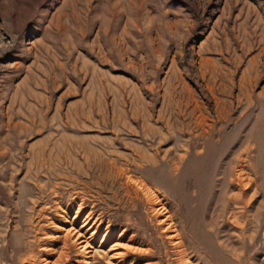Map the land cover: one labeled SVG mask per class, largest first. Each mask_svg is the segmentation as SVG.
I'll return each instance as SVG.
<instances>
[{
  "label": "rangeland",
  "instance_id": "374dc122",
  "mask_svg": "<svg viewBox=\"0 0 264 264\" xmlns=\"http://www.w3.org/2000/svg\"><path fill=\"white\" fill-rule=\"evenodd\" d=\"M160 206L189 264H264V0H0V264H80L76 212L180 264Z\"/></svg>",
  "mask_w": 264,
  "mask_h": 264
},
{
  "label": "bare ground",
  "instance_id": "6f19581e",
  "mask_svg": "<svg viewBox=\"0 0 264 264\" xmlns=\"http://www.w3.org/2000/svg\"><path fill=\"white\" fill-rule=\"evenodd\" d=\"M239 180L241 179H238V181ZM144 190L148 199L153 202V193L151 190ZM153 211L156 216H159L157 222L165 225L163 231L167 233L166 238L169 239L175 247L178 262H180V264H189L186 250L180 239V235L175 229L176 227H174L175 224L173 225L174 222H172V218L170 219L168 213L166 214L162 206L153 207ZM75 214L68 220L65 218L64 223H66V225L60 227V234L53 235V238H58L62 242L55 262L61 260L64 256L67 257L69 245H74L78 250V255L81 257L80 264H132V260L126 263L125 257L128 255V252H146L144 248L132 246L130 237L125 238L123 233H119L113 238L110 231L106 230L98 241H96L95 236L99 231V226H94L92 222L87 225V217L83 219L80 225H77L75 223V219L78 216L77 212ZM107 243L110 244L107 245ZM220 260L222 261V259Z\"/></svg>",
  "mask_w": 264,
  "mask_h": 264
}]
</instances>
